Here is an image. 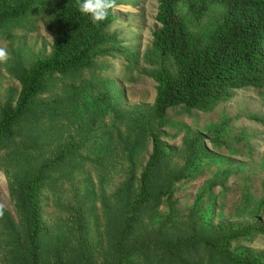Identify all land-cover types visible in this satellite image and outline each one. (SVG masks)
<instances>
[{
    "label": "rangeland",
    "instance_id": "1",
    "mask_svg": "<svg viewBox=\"0 0 264 264\" xmlns=\"http://www.w3.org/2000/svg\"><path fill=\"white\" fill-rule=\"evenodd\" d=\"M56 3L0 27L10 57L0 63V111L15 101L33 57L49 54ZM156 7L157 0H120L92 64L46 75L31 108L0 138V264H229L208 245L247 222L264 224V127L253 119L264 118V96L243 88L209 111L168 109L159 129L167 157L150 180L160 198L138 208L132 230L120 233L156 130L142 115L162 63L151 47ZM221 10L212 5L192 29L209 34ZM193 135L202 138L191 145ZM58 157L44 172L33 260L23 183ZM229 250L264 253V235Z\"/></svg>",
    "mask_w": 264,
    "mask_h": 264
},
{
    "label": "trees",
    "instance_id": "2",
    "mask_svg": "<svg viewBox=\"0 0 264 264\" xmlns=\"http://www.w3.org/2000/svg\"><path fill=\"white\" fill-rule=\"evenodd\" d=\"M120 0H116L119 5ZM51 0H0V27L35 9L48 7ZM222 7L220 18L207 35L192 29L190 23L200 22L212 5ZM115 9L99 25L78 10L77 0H57L53 16L50 52L36 54L28 70L18 77L19 91L13 103L0 111V138L7 137L18 119L26 113L43 90L46 75H65L71 70L89 67L94 49L105 43L107 31L115 24ZM151 33V47L162 63L153 73L155 94L152 107L142 113L156 125L149 131L151 151L139 173L138 186L129 204L121 234L129 232L137 219L138 208L158 201L160 193L152 194L150 180L159 163L167 157L159 129L165 125L169 108L183 105L188 109L209 111L231 91L255 89L264 96V0H157ZM113 103L117 104L113 95ZM264 127V118L254 117ZM201 136H190L193 145ZM60 157L50 160L23 183L22 201L28 211L27 238L35 259V244L44 228L41 193L44 172ZM264 235L259 219L227 231L209 248L222 253L229 264H264L262 251L236 255L229 248L233 242H249Z\"/></svg>",
    "mask_w": 264,
    "mask_h": 264
},
{
    "label": "clouds",
    "instance_id": "3",
    "mask_svg": "<svg viewBox=\"0 0 264 264\" xmlns=\"http://www.w3.org/2000/svg\"><path fill=\"white\" fill-rule=\"evenodd\" d=\"M78 10L91 18L93 24L99 25L108 17L110 10L117 7L116 0H77ZM9 52L6 48L0 47V63H7ZM3 214L0 206V215Z\"/></svg>",
    "mask_w": 264,
    "mask_h": 264
}]
</instances>
